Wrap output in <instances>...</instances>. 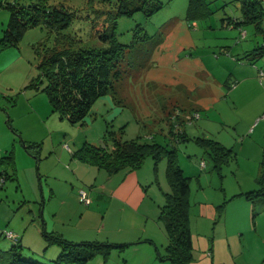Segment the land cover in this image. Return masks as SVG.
<instances>
[{
  "label": "rangeland",
  "instance_id": "rangeland-1",
  "mask_svg": "<svg viewBox=\"0 0 264 264\" xmlns=\"http://www.w3.org/2000/svg\"><path fill=\"white\" fill-rule=\"evenodd\" d=\"M7 1H18L24 5L41 3L51 7H63L73 12L72 23L65 32L82 40L84 45L106 46L100 35L114 26L118 40L130 45L120 65L123 77L116 83L115 91L102 96L93 104L84 124H73L67 119H60L58 113L51 111L48 124L55 132L56 147L49 146L47 140L46 144H43L41 161L38 162L34 155L28 153L21 145L28 156L26 160H30L29 164L24 163L25 159L21 158L18 150L16 153L14 151L15 159L17 161L18 158L19 161L18 168L21 169L22 190L24 189V193L31 199L25 208L36 212L42 203L35 201L22 169L31 170L32 167L37 184L49 194L52 185L60 182L55 177L59 174L54 168L57 166L56 159L61 160L63 146L70 147V150H65L64 155L71 159L75 139L85 137L88 142L101 144L105 134H109L108 131L110 134L115 133L122 140L155 141L168 149H176L178 162L184 173L192 176V199L203 197L204 190L210 192L213 185H225L230 190L234 179L229 171L235 163L224 166L226 176L220 180L209 151L197 142L196 138L210 137L221 141L226 140L227 134L235 135V117L240 115L242 110L236 96L232 94L233 88L238 82L237 76L245 70L251 71L248 63H241L246 59L242 55L243 47L248 45L247 48L254 50L256 46L264 45V32L256 34L255 25L242 24L240 27H232L224 24L229 19L241 17L239 0H208L213 12L191 20L188 19L189 0H160L163 7L150 16L143 11H136L132 15H116V0ZM7 12V9H0V14H8ZM245 30L248 36L245 34L243 37ZM54 38L55 35L42 24L32 26L26 31L19 48L17 47L24 54L23 60L27 66V71L22 73L25 76L20 75L19 83L27 81L30 77L32 79L39 73L33 44L46 41L48 45H52ZM255 51L258 52L256 55L250 54L254 58V65L263 69L264 53L260 55L257 48ZM10 79L9 77L7 81ZM24 88L29 87L25 85ZM42 94L47 96L46 93ZM0 104V121H3L7 128L10 114L3 108L4 105H9L15 121L23 127L25 133L36 134L38 137L46 135L45 123L39 121V116L31 107L28 97L5 89L0 92ZM11 105H14V109ZM54 121L56 125L51 126ZM239 129L244 127L241 125ZM59 130L67 135L58 144L57 136L62 134ZM183 130L190 139H184L181 134ZM236 138L240 139L241 136ZM250 140L252 138L249 142ZM167 159L164 155L155 168V159L149 156L138 168L140 176L150 180L146 182L148 192L154 197L156 208H160L158 219L164 225L165 221L160 217L161 208L166 200L165 192L171 190L167 178ZM203 160L207 164L206 168L201 167ZM61 161L63 166H70ZM23 165L25 166L22 168ZM38 171L41 183L38 180ZM5 179V175L0 176V187ZM12 182L8 180L5 189L10 188ZM0 192L3 190L0 189ZM51 207L59 208V201L53 199L48 210ZM154 215L155 213L152 217ZM54 217L56 216L51 218ZM0 246L9 248L5 247L4 241ZM92 260L90 264H97L95 259ZM106 264L119 262L111 261L110 258Z\"/></svg>",
  "mask_w": 264,
  "mask_h": 264
},
{
  "label": "crops",
  "instance_id": "crops-1",
  "mask_svg": "<svg viewBox=\"0 0 264 264\" xmlns=\"http://www.w3.org/2000/svg\"><path fill=\"white\" fill-rule=\"evenodd\" d=\"M3 1L0 0V9H7L2 5ZM7 11L8 14H0V38L10 19V10ZM237 19L241 22L242 14ZM224 24L240 27L247 23L235 25L227 20ZM257 32L264 30L258 31L256 28V34ZM245 34L246 30L243 31V37ZM247 47L248 45L243 47L242 55L246 59L241 63H248L251 71L245 70L237 76L238 82L232 93L242 111L235 117V135L227 134L226 140L220 141L234 151L233 158L226 164L235 163L229 171L234 184L230 190L225 185H213L210 192L204 190L201 198L192 199L191 192L189 215L193 260L189 264H264V193L253 198L245 195L246 192L260 188L257 178L264 171V68L254 65V58L250 56L252 53H258L255 51L258 47L254 50ZM18 48L11 47L0 53V92L11 89L28 97L31 107L36 110L39 121L45 123L47 131L43 137L25 133L23 127L15 121L9 105H4L3 108L7 109L10 115L7 119L9 128L0 121V176L5 175L6 178L0 187L3 190L0 192V243L4 241L6 248L19 244L26 257L52 263L61 248L47 242L43 233L46 230L73 242L102 241L127 244L122 248H113L106 261L98 254L93 258L97 264H106L110 258L119 264H172L159 256L165 253L169 237L165 225L158 219L160 208H156L154 197L149 195L146 182L150 180L143 179L138 169L126 168L108 173L103 168L81 161L74 153L88 142L85 137L74 140L75 149L71 153V159L64 155L65 150H70V147L63 146L61 160L70 166H63L64 163L56 159L57 166L54 171L59 175L55 177L60 182L52 185L49 194L37 184L32 167L31 170L22 169L35 201L42 203L36 212L25 208L31 199L24 193V189L22 190L21 169L18 168L19 161L18 158L16 161L14 151L16 153L18 150L21 158L25 159L24 163L29 164L30 160H26L28 156L22 148L24 146L39 162L43 144L48 140L49 146L56 147V140L55 132L48 124L51 111L54 112L48 97L39 89L28 86L31 77L19 83L20 75L27 71V66L23 60L24 54ZM9 77L11 79L7 81ZM25 85L29 88H24ZM55 125L56 121L51 126ZM241 125L244 132L239 129ZM59 132L62 134H58L57 143L67 135L64 131ZM236 136L241 138L237 139ZM248 137L252 138L250 142ZM30 143H38L39 146L28 148L27 144ZM7 155H11V158L1 162V158ZM206 165L201 167L206 168ZM224 166L219 174L220 180L226 176ZM37 173L40 182V171ZM8 180H12L13 184L5 189ZM82 189H87L86 192L91 198L90 204L82 202ZM53 199L59 201V208L51 207L48 210ZM222 204L224 208L220 213L219 206ZM52 216L56 217L51 218ZM5 229L14 232L18 241L7 237L2 240L1 238L5 237ZM90 263L91 260L87 264Z\"/></svg>",
  "mask_w": 264,
  "mask_h": 264
},
{
  "label": "trees",
  "instance_id": "trees-1",
  "mask_svg": "<svg viewBox=\"0 0 264 264\" xmlns=\"http://www.w3.org/2000/svg\"><path fill=\"white\" fill-rule=\"evenodd\" d=\"M239 1L243 20L240 22L238 19H229L230 23L253 24L258 31H263L264 0ZM2 5L10 10V19L0 38V53L11 47H19L30 27L38 24L46 26L55 35L54 42L52 45H48L46 41L33 44L39 73L31 79L28 86L46 93L52 110L61 118L84 124L93 104L102 96L115 91L116 83L123 77L120 65L130 45L118 40L115 26L100 35L106 46L82 44V40L65 32L72 23L73 12L63 7H51L41 3L24 5L18 1L7 0ZM162 7L160 0H116V15H132L136 11H143L150 16ZM210 12L213 10L209 7L208 0H189L188 19L201 18ZM257 49L260 50L259 54L264 53V45ZM108 132L101 144L86 142L75 151V156L83 162L105 169L108 173L126 168L138 169L149 156L155 159L157 168L158 161L164 155L167 156V178L171 190L165 192L166 200L160 217L165 221L169 242L165 253L159 256L172 264H189L193 260L189 215L192 176L184 173L178 162L176 149H168L155 141L122 140L115 133ZM181 134L184 139H190L186 131L183 130ZM196 141L209 151L214 161V169L221 174L223 166L234 156L233 148L210 137H197ZM35 146L39 144H27L28 148ZM10 158L11 155L4 156L1 162ZM257 181L260 188L246 192L247 197L253 198L264 193V171ZM219 207L222 213L223 204ZM7 231L10 230H4L5 237L11 238L6 235ZM43 233L49 244H56L61 248L52 263L26 257L21 251L22 246L16 244L9 249L0 246V264H87L98 254L106 261L113 248L127 245L102 241L73 242L57 233L46 230ZM11 239L18 241V236Z\"/></svg>",
  "mask_w": 264,
  "mask_h": 264
},
{
  "label": "built area",
  "instance_id": "built-area-1",
  "mask_svg": "<svg viewBox=\"0 0 264 264\" xmlns=\"http://www.w3.org/2000/svg\"><path fill=\"white\" fill-rule=\"evenodd\" d=\"M262 74H263V73H262ZM188 118H189L190 120L192 119L191 116H188ZM201 165H202V166H205V165H206V163H205L204 160L201 162ZM3 181H4V179L1 181V184L3 183ZM80 197H81V200H82L83 203H85V204H90V202H91V198L88 196L87 192H86L84 189L80 190ZM6 235H7L8 237H11V238H16V237H17V235H16L14 232H12V231H7V232H6Z\"/></svg>",
  "mask_w": 264,
  "mask_h": 264
}]
</instances>
